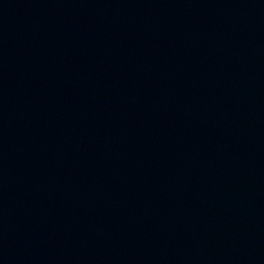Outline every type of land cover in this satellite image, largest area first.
<instances>
[{"label": "water", "instance_id": "95a60500", "mask_svg": "<svg viewBox=\"0 0 264 264\" xmlns=\"http://www.w3.org/2000/svg\"><path fill=\"white\" fill-rule=\"evenodd\" d=\"M0 264H264V0H0Z\"/></svg>", "mask_w": 264, "mask_h": 264}]
</instances>
